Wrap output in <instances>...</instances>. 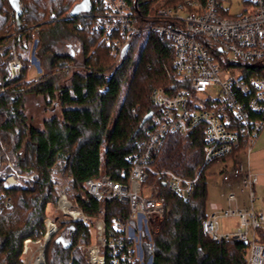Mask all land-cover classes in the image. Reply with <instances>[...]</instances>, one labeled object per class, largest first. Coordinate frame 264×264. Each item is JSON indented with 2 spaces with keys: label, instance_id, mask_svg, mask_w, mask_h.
I'll use <instances>...</instances> for the list:
<instances>
[{
  "label": "trees",
  "instance_id": "16d2710c",
  "mask_svg": "<svg viewBox=\"0 0 264 264\" xmlns=\"http://www.w3.org/2000/svg\"><path fill=\"white\" fill-rule=\"evenodd\" d=\"M80 1L20 0V28L8 1L0 0V87L4 88L0 90V155L9 157L19 172H36L28 188L4 190L12 196V205L0 212V264H22L24 240L42 238L47 205L56 201L50 177L57 167L70 179L76 205L88 215L103 213L109 223L127 212L126 205L117 201H96L83 182L102 172L125 180L128 156L139 150L138 141L149 123H142V118L151 110L156 112L151 90L160 87L172 93L177 86L171 67L173 49L165 39L147 33L130 73V54L139 37L130 43L125 59L117 60L101 34L91 32L94 18L102 12L99 0H90L88 12L71 17V9ZM127 1L143 15L154 3ZM35 39V56L42 69L37 81L28 78V52ZM12 41L23 67L9 79ZM66 74L60 81V75ZM29 96L40 98L45 110L52 107L59 112L36 124L26 111ZM202 139L201 126L185 134L168 133L155 157V168L192 181V188L185 198L170 188L166 176L146 180L156 184L157 195L169 207L154 236L152 264H244L243 242H216L202 230L208 167L202 165ZM58 227L44 247L45 264H86L76 244L82 238L89 241V226L64 222Z\"/></svg>",
  "mask_w": 264,
  "mask_h": 264
},
{
  "label": "built area",
  "instance_id": "2783aa9c",
  "mask_svg": "<svg viewBox=\"0 0 264 264\" xmlns=\"http://www.w3.org/2000/svg\"><path fill=\"white\" fill-rule=\"evenodd\" d=\"M162 1L143 15L127 0H99L102 12L91 24V32L101 34V41L117 60L124 46L129 47L143 33L156 34L173 49L171 67L177 86L172 87V93L160 87L151 90L149 97L156 112L146 120L149 123L138 141L139 150L128 156L130 168L122 174L125 180L102 172L83 182L96 201H117L126 205L127 212L109 223L103 213L88 215L70 198V179L61 183L50 178L57 192L54 215L45 212L44 233L35 242L48 241L64 222H80L94 235L93 240L82 238L76 244L86 264H152L155 243L151 230L154 221L160 222L168 214L169 207L157 195L156 184L146 180L166 176L170 188L187 198L192 181L153 165L168 133L185 134L201 126L202 165L221 164L219 178L226 187L225 206L206 214L202 230L216 242H243L244 264H264V198L258 197L259 205H254L258 175L250 169L252 147L264 130V0H246L241 12L232 18L219 14L218 0ZM154 19L164 23L150 22ZM35 43L36 39L28 57L36 71L31 79L37 81L42 69ZM13 44H9V79L17 77L23 67ZM1 165L0 212L12 205V196L4 190L27 186L36 179L34 172L20 174L7 156L0 155ZM223 218L236 221L226 229L220 224ZM35 242L24 240L22 264H35L30 256Z\"/></svg>",
  "mask_w": 264,
  "mask_h": 264
},
{
  "label": "rangeland",
  "instance_id": "374dc122",
  "mask_svg": "<svg viewBox=\"0 0 264 264\" xmlns=\"http://www.w3.org/2000/svg\"><path fill=\"white\" fill-rule=\"evenodd\" d=\"M175 0H172V2H174ZM246 0H218V3L220 5V9H219V14H221L223 17H235L236 15H238L241 10L243 9V7L245 6V2ZM163 2L162 0H154L153 5H156L158 3ZM170 3V2H169ZM145 33H143L139 38H137L136 42L134 43V50L133 52L130 54L131 55V63H130V73L132 72L134 65L136 63L137 58L139 57V53L141 52V48L145 42ZM129 73V75H130ZM36 75V71L35 68L32 64L29 65L28 68V78L31 77H35ZM128 75V77H129ZM61 79L60 81H62L64 78H66L68 75H60ZM26 102V107H27V114L30 115L32 117V119L34 120V122L37 124H39V122L45 118V117H50L53 113H58L59 109L55 108L53 109L52 107L48 108V110H45L42 107V100H40V98H35L32 96H29ZM53 110H52V109ZM119 106L117 105L115 110H114V114L117 113ZM260 136L257 140V142L255 143L254 147H252V151L250 154V169L253 172H256L258 174V180H257V184L254 187V191L257 197V200L255 201L254 205H259V201H258V197L260 198H264V130H262L261 133H259ZM104 150V148L102 149V151ZM1 168L4 167V165L0 166ZM14 167L17 169V167L14 165ZM18 170V169H17ZM220 170H221V164L216 163L213 165H210L206 168V172H207V200H206V214H209L215 210H218L220 208H222L224 206V198L226 195V187H224V185L221 183V178L220 177ZM19 172V170H18ZM34 172V171H32ZM30 173V172H29ZM36 173V172H34ZM20 174L23 175H27L28 172H20ZM53 178L55 181H60L61 183H65L67 180H69V178L62 174L61 171L59 170V168H55V170L51 173V177ZM22 181L24 180L23 178H20ZM33 182L28 183L27 186L24 187H16L19 189H25L28 188V186L32 185ZM55 192L56 189L54 188ZM1 191V190H0ZM69 195L70 198H73L75 195L74 189L71 186V190L69 191ZM56 197H57V192H56ZM53 204H48L46 211L48 214L50 215H54V211H53ZM236 219H232V218H227V219H221L220 220V224L222 226V228H228L229 226L234 225ZM160 222H155L154 221V226H153V230H151V235H152V239L154 242V236L158 233L159 231V227H160ZM94 235L93 233L90 235V239L93 240ZM38 241V240H36ZM35 242V241H33ZM35 249H36V242L33 243L31 245V249H30V256L34 255L35 253ZM78 249V248H77ZM80 250V249H79ZM80 252L83 254V252L80 250Z\"/></svg>",
  "mask_w": 264,
  "mask_h": 264
},
{
  "label": "water",
  "instance_id": "95a60500",
  "mask_svg": "<svg viewBox=\"0 0 264 264\" xmlns=\"http://www.w3.org/2000/svg\"><path fill=\"white\" fill-rule=\"evenodd\" d=\"M11 9L14 12V16H15V20L16 23L18 25V27L21 28V21H20V15L22 14V5L20 0H7ZM136 2L134 1V4ZM91 8V2L90 0H81L79 3H77L76 5L73 6V8L70 11V16H77L78 13L80 12H88ZM128 51V45L124 46L122 53H121V57H120V61L122 62L125 59L126 53ZM117 68V66H116ZM152 110L147 112L143 118H142V123L144 121H146L150 116H151ZM47 242V241H46ZM45 242V244H46ZM44 244V245H45Z\"/></svg>",
  "mask_w": 264,
  "mask_h": 264
},
{
  "label": "bare ground",
  "instance_id": "6f19581e",
  "mask_svg": "<svg viewBox=\"0 0 264 264\" xmlns=\"http://www.w3.org/2000/svg\"><path fill=\"white\" fill-rule=\"evenodd\" d=\"M47 238V237H46ZM44 241H40V242H36V249H35V253L33 258H34V261H35V264H43L44 260Z\"/></svg>",
  "mask_w": 264,
  "mask_h": 264
},
{
  "label": "crops",
  "instance_id": "0c3cea01",
  "mask_svg": "<svg viewBox=\"0 0 264 264\" xmlns=\"http://www.w3.org/2000/svg\"><path fill=\"white\" fill-rule=\"evenodd\" d=\"M255 173H256V172H255ZM256 174H257V173H256ZM257 175H258V174H257ZM257 178H258V176H257ZM257 180H258V179H257ZM224 206H225V198H224ZM224 206H223V207H224Z\"/></svg>",
  "mask_w": 264,
  "mask_h": 264
}]
</instances>
